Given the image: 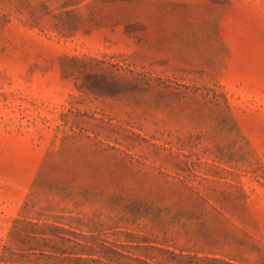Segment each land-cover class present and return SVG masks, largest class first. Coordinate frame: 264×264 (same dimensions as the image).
Segmentation results:
<instances>
[{
    "label": "rangeland",
    "instance_id": "374dc122",
    "mask_svg": "<svg viewBox=\"0 0 264 264\" xmlns=\"http://www.w3.org/2000/svg\"><path fill=\"white\" fill-rule=\"evenodd\" d=\"M0 264H264V0H0Z\"/></svg>",
    "mask_w": 264,
    "mask_h": 264
}]
</instances>
